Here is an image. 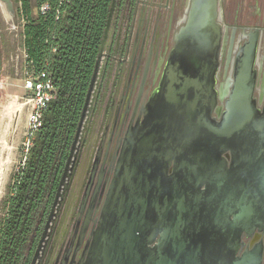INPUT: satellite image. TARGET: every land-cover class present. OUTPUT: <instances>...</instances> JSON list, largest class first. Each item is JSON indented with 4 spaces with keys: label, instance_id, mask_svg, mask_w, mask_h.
<instances>
[{
    "label": "water",
    "instance_id": "95a60500",
    "mask_svg": "<svg viewBox=\"0 0 264 264\" xmlns=\"http://www.w3.org/2000/svg\"><path fill=\"white\" fill-rule=\"evenodd\" d=\"M1 1L13 15L12 1ZM117 2L111 0L109 6L77 128L30 264L40 262L42 242L70 176L84 120L96 109L100 77L108 81L114 67L124 19L121 14L115 32ZM138 2L142 3L136 0L128 21L135 20ZM187 12L159 87L144 109L142 123L128 138L121 173L107 197L86 257L77 264H264L262 241L241 252L238 249L243 231L264 233V82L258 99L254 96L259 29H250L244 33L246 39L235 44L225 109L217 121L211 116L217 103L215 75L222 33L217 0H191ZM232 45L233 39L228 58ZM132 148L137 149L135 153ZM180 148L229 149L231 168L217 180L209 174L203 177L206 188L195 192V201L187 198L190 193L185 200L149 202L154 188L150 181L164 179L161 171L156 176L155 167H165L172 158L177 163ZM155 157L163 160L155 163Z\"/></svg>",
    "mask_w": 264,
    "mask_h": 264
},
{
    "label": "flooded vegetation",
    "instance_id": "af4514ba",
    "mask_svg": "<svg viewBox=\"0 0 264 264\" xmlns=\"http://www.w3.org/2000/svg\"><path fill=\"white\" fill-rule=\"evenodd\" d=\"M141 1L142 3L138 2L137 16L132 22L128 21V16L136 0L117 2L115 32L121 14H124V19L119 48L114 55V67L108 81L105 82L106 77L101 81L100 77L94 115H88L84 120L72 158L70 176L54 207L42 242L43 253L39 252L40 262L37 261L36 264H46V259H49L48 264H77L81 258L86 257L107 197L116 183L117 175L121 173L128 138L144 119V109L159 87L166 61L175 45V35L185 24L191 5V0ZM247 4L248 0H217L222 33L215 75L217 103L211 111V116L217 121L221 119L225 109L230 74L237 52L235 44L242 43L246 39L244 33L255 27L259 29L254 65L256 99L264 82V24L260 18H254L257 8L253 7L252 10L249 5L246 7ZM231 39L233 45L228 58ZM125 40L129 41L128 45L124 44ZM110 61L111 57H108V64ZM92 110L93 107L91 112ZM134 136L139 137L140 133H135ZM136 150L132 148L134 153ZM177 154L180 155L177 163L172 158L165 167H155L156 176L161 171L160 176L164 179L150 181L154 182V188L150 190L149 202L163 204L167 198L185 200L190 193L193 195L187 198L195 201V192L206 188L203 177L209 174V177L217 180L232 165V152L229 149L180 148ZM153 160L157 163L163 158L155 157ZM176 173L178 180L174 181ZM154 176L152 172L150 177ZM174 182L177 185H173ZM53 198L47 213L39 222V231L28 264L38 245ZM256 234L259 237L254 239ZM239 240L240 252L262 241L264 255V233L256 229L248 235L243 231Z\"/></svg>",
    "mask_w": 264,
    "mask_h": 264
},
{
    "label": "trees",
    "instance_id": "16d2710c",
    "mask_svg": "<svg viewBox=\"0 0 264 264\" xmlns=\"http://www.w3.org/2000/svg\"><path fill=\"white\" fill-rule=\"evenodd\" d=\"M50 8L41 13L39 8ZM111 0H21L26 65L46 70L55 96L26 166L15 177L0 227V264H28L79 121Z\"/></svg>",
    "mask_w": 264,
    "mask_h": 264
},
{
    "label": "rangeland",
    "instance_id": "374dc122",
    "mask_svg": "<svg viewBox=\"0 0 264 264\" xmlns=\"http://www.w3.org/2000/svg\"><path fill=\"white\" fill-rule=\"evenodd\" d=\"M14 13L10 15L0 1V227L6 214L7 200L12 194L15 177L20 172L22 142L27 127L28 106L24 96L23 72L25 57L22 45L23 21L20 0H11ZM249 4L246 5V7ZM250 9L253 10V7ZM254 18L264 24V10ZM264 64V61H263Z\"/></svg>",
    "mask_w": 264,
    "mask_h": 264
},
{
    "label": "built area",
    "instance_id": "2783aa9c",
    "mask_svg": "<svg viewBox=\"0 0 264 264\" xmlns=\"http://www.w3.org/2000/svg\"><path fill=\"white\" fill-rule=\"evenodd\" d=\"M21 6V0H20ZM50 8L48 3L40 5V12L45 13ZM24 23V19L22 17ZM25 57V70L23 72V88L26 91L24 96L25 103L28 106L27 111V127L25 130L24 140L22 142V157L20 159V172L26 166V160L32 146V142L36 131L41 125V119L44 110L47 108L49 101L55 96V88L51 78L46 70L35 71L26 65Z\"/></svg>",
    "mask_w": 264,
    "mask_h": 264
},
{
    "label": "crops",
    "instance_id": "0c3cea01",
    "mask_svg": "<svg viewBox=\"0 0 264 264\" xmlns=\"http://www.w3.org/2000/svg\"><path fill=\"white\" fill-rule=\"evenodd\" d=\"M249 8L254 7L257 10H264V0H248Z\"/></svg>",
    "mask_w": 264,
    "mask_h": 264
},
{
    "label": "bare ground",
    "instance_id": "6f19581e",
    "mask_svg": "<svg viewBox=\"0 0 264 264\" xmlns=\"http://www.w3.org/2000/svg\"><path fill=\"white\" fill-rule=\"evenodd\" d=\"M1 1V0H0ZM2 2V1H1ZM3 3V2H2ZM5 5V4H4ZM6 8V7H5ZM8 11V10H7ZM9 13V12H8ZM10 14V13H9ZM2 175H3V172H2V169L0 168V193L2 191V188H1V184H2Z\"/></svg>",
    "mask_w": 264,
    "mask_h": 264
}]
</instances>
